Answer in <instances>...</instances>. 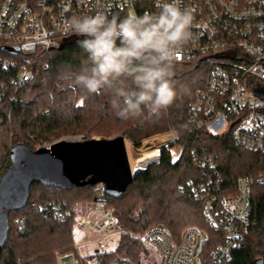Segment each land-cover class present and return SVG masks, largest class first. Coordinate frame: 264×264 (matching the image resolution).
Returning <instances> with one entry per match:
<instances>
[{
    "label": "trees",
    "instance_id": "trees-1",
    "mask_svg": "<svg viewBox=\"0 0 264 264\" xmlns=\"http://www.w3.org/2000/svg\"><path fill=\"white\" fill-rule=\"evenodd\" d=\"M0 58L11 62L7 69L0 67V81L8 84L7 97L0 103V180L11 167L10 152L18 144L36 151L64 138L91 140L97 135L102 139L122 136L140 148L147 140L174 133V146L184 147L177 161H173L171 148L164 149L158 162L135 174L122 197H107L118 218L120 240L115 251L95 256L109 262L120 253L129 259L123 264H154L150 251L133 234L163 226L179 240L187 228L194 227L207 236L201 264H216L213 255L226 241L222 232L210 227L203 204L194 197L190 184L205 182L207 177L218 179L220 189L216 192L222 197H234L239 178L264 173V153L235 146L229 134L202 130L196 137L192 132L189 108L205 83L202 67L175 64L172 79L178 97L166 112L121 121L106 97H83L71 86L86 58L77 40L41 56L12 58L0 50ZM26 58L32 61L33 78L15 86L12 79ZM191 147L216 152L215 169H202L194 163ZM95 190L96 186L62 190L34 183L27 207L9 215L10 230L0 252V264H56L57 253L73 252L77 213L94 200ZM251 203L253 212L240 248L232 252L229 261L220 264H255L257 259L264 260V185L252 187ZM48 204H61L70 215L60 221L46 208Z\"/></svg>",
    "mask_w": 264,
    "mask_h": 264
},
{
    "label": "built area",
    "instance_id": "built-area-1",
    "mask_svg": "<svg viewBox=\"0 0 264 264\" xmlns=\"http://www.w3.org/2000/svg\"><path fill=\"white\" fill-rule=\"evenodd\" d=\"M158 3L159 0H104V11L110 18H123L131 13L153 12ZM182 7L192 11L193 38L178 49L175 64L202 67L206 76L189 108L192 132L196 137L202 130L229 134L235 146L264 153V0H182ZM97 10L96 0H0V50L12 58L41 56L80 39L64 29L66 20ZM5 48H18L19 53L12 56ZM10 63L0 58L3 69ZM31 65L30 59L25 60L12 79L15 86L32 80ZM7 91L8 84L0 81V103L6 99ZM180 148L178 159L184 150ZM190 156L200 168L215 169L216 152L191 147ZM255 184L264 185V173L239 178L234 197H222L216 192L220 189L218 179L207 177L205 182L190 184L194 197L203 204L210 227L222 232L226 241L213 255L216 264L229 261L244 240L253 212L251 189ZM107 197L105 185H96L93 211L77 218L84 241L75 244L73 252L58 254L56 264L129 261L121 255L109 262L96 256H76L84 252L83 247L98 244L117 231L118 218ZM46 208L60 221L70 215L61 204H48ZM133 236L153 254L154 264H201V250L207 239L204 232L194 227L187 228L179 240L163 226Z\"/></svg>",
    "mask_w": 264,
    "mask_h": 264
},
{
    "label": "clouds",
    "instance_id": "clouds-1",
    "mask_svg": "<svg viewBox=\"0 0 264 264\" xmlns=\"http://www.w3.org/2000/svg\"><path fill=\"white\" fill-rule=\"evenodd\" d=\"M96 4L94 13L64 22L86 57L71 86L83 97H106L121 121L166 112L178 97L172 79L178 49L193 38L191 9L182 0H159L153 12L110 18L104 0Z\"/></svg>",
    "mask_w": 264,
    "mask_h": 264
},
{
    "label": "water",
    "instance_id": "water-1",
    "mask_svg": "<svg viewBox=\"0 0 264 264\" xmlns=\"http://www.w3.org/2000/svg\"><path fill=\"white\" fill-rule=\"evenodd\" d=\"M3 50L12 56L19 53L18 48ZM149 144L146 152L141 151L142 147H133L135 158L136 155L142 158L145 153L151 152L161 154L164 149L172 147L174 136L160 137ZM10 160L11 167L0 180V252L9 235V215L27 207L34 183L62 190L104 184L106 195L117 199L125 194L135 176L126 139L122 136L112 139H65L36 151L18 144L11 149ZM255 264H264V260L257 259Z\"/></svg>",
    "mask_w": 264,
    "mask_h": 264
},
{
    "label": "rangeland",
    "instance_id": "rangeland-1",
    "mask_svg": "<svg viewBox=\"0 0 264 264\" xmlns=\"http://www.w3.org/2000/svg\"><path fill=\"white\" fill-rule=\"evenodd\" d=\"M168 135H173L174 136V133H170ZM164 136H167V135H164ZM164 136H160V137H164ZM160 137H156V138H152L150 140H147L146 142H144L142 144V148H141V151L142 152H146L148 151V148L150 146H147V145H150L149 143H151L152 141L160 138ZM64 139H80V138H64ZM92 139H102L101 136H97V135H94L92 137ZM126 145H127V150H128V155H129V160H130V165H131V168H132V172L133 174H136L140 171H143L145 170L148 166L150 165H153L155 164L156 162H158V157H159V154H156L154 157H151L149 159H146L144 160L143 162H139V157H137L136 155V158L133 154V146L131 145L130 142H126ZM171 148V153H172V157H173V161H177L179 155H180V150L181 148L178 147L177 145L174 146V144L172 145ZM111 205V204H110ZM94 204H93V200L92 201H89L88 203H86L82 208V210H79L78 211V215H77V218L78 217H81V216H84L86 214H89L93 211L94 209ZM73 239L75 241V244H79V243H82L85 239V235L84 233L82 232L80 226L78 225V222H77V225L76 227L74 228V233H73ZM119 240H120V230L117 229V231H115L114 233H112L110 236L106 237L105 239H101L100 241H98V244H95V245H91V246H85L83 247L84 250H89L91 248H96V251H90L88 252V254L85 253V257L86 258H90V257H93L95 255H98L100 252L102 251H109V252H113L116 250L117 246H118V243H119ZM151 253V252H150ZM58 254H62V253H57L56 256ZM115 255H121L120 253H116ZM123 256V255H121ZM151 258L154 260V256L153 254L151 253Z\"/></svg>",
    "mask_w": 264,
    "mask_h": 264
},
{
    "label": "bare ground",
    "instance_id": "bare-ground-1",
    "mask_svg": "<svg viewBox=\"0 0 264 264\" xmlns=\"http://www.w3.org/2000/svg\"><path fill=\"white\" fill-rule=\"evenodd\" d=\"M155 155H156L155 152L145 153L144 156L139 159V162H143L144 160L154 157Z\"/></svg>",
    "mask_w": 264,
    "mask_h": 264
},
{
    "label": "crops",
    "instance_id": "crops-1",
    "mask_svg": "<svg viewBox=\"0 0 264 264\" xmlns=\"http://www.w3.org/2000/svg\"><path fill=\"white\" fill-rule=\"evenodd\" d=\"M83 251H84V252H83L82 254H80V255H76V256H77L78 258L85 257V256H84L85 253L88 254V252L93 251V250H92V248H91V249H89V250L87 249V250H83Z\"/></svg>",
    "mask_w": 264,
    "mask_h": 264
}]
</instances>
